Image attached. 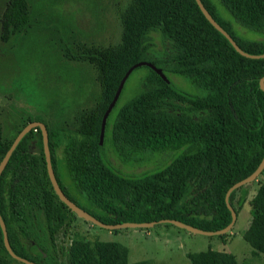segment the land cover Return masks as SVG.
Instances as JSON below:
<instances>
[{
  "label": "trees",
  "instance_id": "16d2710c",
  "mask_svg": "<svg viewBox=\"0 0 264 264\" xmlns=\"http://www.w3.org/2000/svg\"><path fill=\"white\" fill-rule=\"evenodd\" d=\"M31 1L9 0L2 23L10 33L32 27ZM219 1L260 38L237 35L216 1L202 0L242 49L264 53V0ZM156 37L164 50L155 48ZM139 38L137 59L122 75L109 104L125 73L138 62L154 63L169 81L148 65L139 66L149 68L142 88L118 109L112 124L107 122L102 145L101 126L98 131L79 133L45 123L59 185L72 201L105 223L173 218L204 230L223 229L232 220L227 190L251 175L264 157V90L260 87L264 58L240 54L196 0H169L163 13L142 28ZM173 76L186 80L190 89L178 85ZM36 135L43 145L40 128H33L0 176V213L18 255L40 264H65L52 251L69 208L53 189L44 152L39 156L30 151ZM108 148L125 162L142 161L147 153H181L162 166L126 174L110 162ZM245 186L230 195L237 214L246 201ZM244 239L254 254L264 253V186L254 197L253 219ZM0 243L6 249L1 226ZM187 257L191 264H239L232 253L213 249L187 253ZM68 261L133 264L123 243L86 239L72 241Z\"/></svg>",
  "mask_w": 264,
  "mask_h": 264
},
{
  "label": "rangeland",
  "instance_id": "374dc122",
  "mask_svg": "<svg viewBox=\"0 0 264 264\" xmlns=\"http://www.w3.org/2000/svg\"><path fill=\"white\" fill-rule=\"evenodd\" d=\"M215 1L237 35L260 38ZM8 2L0 0V155L18 132L35 120L59 130L98 131L119 80L137 59L142 28L163 13L169 0H32V27L20 34L10 33L2 23ZM155 48L164 50L159 37L155 38ZM148 72L149 68L139 67L130 74L109 124L118 109L141 90ZM172 79L190 89L186 80ZM63 147H59V154ZM30 151L43 155L38 135ZM180 153H147L134 165L115 158L111 161L125 172L140 173L162 166ZM263 186L264 171L246 184V201L238 209L234 226L223 235L195 233L170 223L114 232L68 209L55 234L52 252L60 263L69 264L72 241L86 239L123 243L133 264H191L187 253L208 249L232 253L239 264H264V253L254 254L244 239L253 219L254 197ZM0 264L25 263L11 257L0 243Z\"/></svg>",
  "mask_w": 264,
  "mask_h": 264
},
{
  "label": "water",
  "instance_id": "95a60500",
  "mask_svg": "<svg viewBox=\"0 0 264 264\" xmlns=\"http://www.w3.org/2000/svg\"><path fill=\"white\" fill-rule=\"evenodd\" d=\"M197 4L199 5L201 11L203 12V14L205 15V17L214 25V27L219 30L221 33H223L227 39L232 43V45L235 47V49L242 55L249 57V58H254V59H259V58H264V53L261 54H252L249 53L247 51H245L244 49H242L238 43L236 42V40L232 37V35L213 17V15L210 13V11L206 8V6L204 5V3L202 2V0H196ZM142 65H148L149 67H151L153 70H155L164 80L169 81L168 77L166 76V74L164 73V71L156 66L154 63L152 62H148V61H141L136 63L135 65H133L132 67H130L128 69V71L125 73L124 77L122 78L119 87L114 95L113 100L111 101V103L109 104V107L107 108V110L104 113L103 119H102V124H101V131H100V144L102 145L104 142V138H105V133H106V126H107V120L109 118L110 113L112 112L113 108L115 107L121 92L125 86V83L127 81V79L129 78L130 74L133 72V70L139 66ZM260 87L262 90H264V77H262L260 79ZM35 127H39L41 132H42V136H43V149H44V154H45V159H46V164H47V172H48V176L49 179L51 181V184L53 186V189L55 191V193L58 195L59 199L64 202L66 204V206L73 211L74 213H76L78 216L84 218L87 221H91L93 223L98 224L99 226L106 228L110 231H114V230H118L121 228H151L156 226L157 224H162V223H170L173 224L175 226L184 228L188 231L191 232H195V233H201V234H206V235H223L225 233H227L228 231L231 230V228L234 226L236 219H237V212L236 209L233 207V205L230 203V195L231 193L256 180L264 171V157L262 159V161L260 162L259 166L256 168V170L249 176H247L246 178L236 182L235 184H233L226 192V196H225V200L226 203L231 211L232 214V220L231 222L223 229H219V230H214V231H209V230H204L201 228H198L196 226L190 225L188 223H185L181 220L178 219H173V218H163L160 220H154V221H143V222H135V221H126V222H119V223H105L101 220H99L97 217H95L94 215H92L90 212L86 211L85 209H83L82 207H80L78 204H76L74 201H72L63 191V189L61 188V186L59 185V182L57 180V177L55 175V171L53 169V165H52V161H51V152H50V146H49V132H48V128L46 126V124L42 121H32L30 123H28L16 136V138L14 139V141L12 142V144L10 145L9 149L7 150V152L5 153L4 157L2 158V160L0 161V176L2 175L3 171L5 170V167L10 159V157L12 156L13 152L15 151V149L17 148L18 144L21 142V140L25 137L26 134H28L33 128ZM0 226L3 232V236H4V244L5 247L8 251V253L16 260L23 262L25 264H40L37 263L35 261L29 260L28 258L22 257L20 255H18L12 248L11 244H10V240H9V236H8V231H7V226L6 223L0 213ZM33 246V244H32Z\"/></svg>",
  "mask_w": 264,
  "mask_h": 264
},
{
  "label": "flooded vegetation",
  "instance_id": "af4514ba",
  "mask_svg": "<svg viewBox=\"0 0 264 264\" xmlns=\"http://www.w3.org/2000/svg\"><path fill=\"white\" fill-rule=\"evenodd\" d=\"M105 139V138H104ZM109 151V152H108ZM108 151H107V154H108V157H109V160H110V162L115 166V164L111 161V159H113V158H115V159H118V160H120V162H122L123 164H125V165H134V164H136L137 163V161H133V160H131V161H127V162H125V161H123L122 159H120L119 157H118V155L111 149V148H108ZM139 162V161H138ZM118 170H120L121 172H123V173H126V174H130V172H125V171H123V170H121V169H119L117 166H115ZM132 173V172H131Z\"/></svg>",
  "mask_w": 264,
  "mask_h": 264
},
{
  "label": "crops",
  "instance_id": "0c3cea01",
  "mask_svg": "<svg viewBox=\"0 0 264 264\" xmlns=\"http://www.w3.org/2000/svg\"><path fill=\"white\" fill-rule=\"evenodd\" d=\"M130 251V250H129Z\"/></svg>",
  "mask_w": 264,
  "mask_h": 264
}]
</instances>
